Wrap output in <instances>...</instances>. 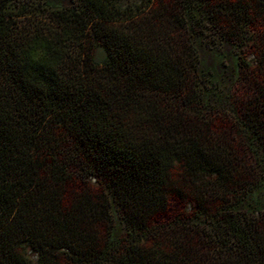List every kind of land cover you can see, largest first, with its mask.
<instances>
[{
	"label": "trees",
	"instance_id": "obj_1",
	"mask_svg": "<svg viewBox=\"0 0 264 264\" xmlns=\"http://www.w3.org/2000/svg\"><path fill=\"white\" fill-rule=\"evenodd\" d=\"M0 264H264V0H0Z\"/></svg>",
	"mask_w": 264,
	"mask_h": 264
},
{
	"label": "rangeland",
	"instance_id": "obj_2",
	"mask_svg": "<svg viewBox=\"0 0 264 264\" xmlns=\"http://www.w3.org/2000/svg\"><path fill=\"white\" fill-rule=\"evenodd\" d=\"M30 257L32 258V260H36V255L35 254H30Z\"/></svg>",
	"mask_w": 264,
	"mask_h": 264
}]
</instances>
